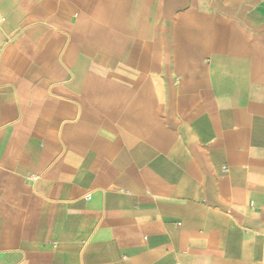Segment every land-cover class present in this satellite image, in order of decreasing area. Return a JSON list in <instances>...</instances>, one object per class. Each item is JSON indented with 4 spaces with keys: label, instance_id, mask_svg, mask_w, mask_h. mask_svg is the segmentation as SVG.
<instances>
[{
    "label": "crops",
    "instance_id": "1",
    "mask_svg": "<svg viewBox=\"0 0 264 264\" xmlns=\"http://www.w3.org/2000/svg\"><path fill=\"white\" fill-rule=\"evenodd\" d=\"M0 264H264V0H0Z\"/></svg>",
    "mask_w": 264,
    "mask_h": 264
}]
</instances>
